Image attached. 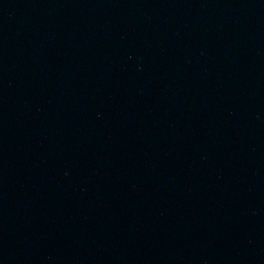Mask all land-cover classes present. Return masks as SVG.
<instances>
[{"label": "water", "instance_id": "95a60500", "mask_svg": "<svg viewBox=\"0 0 264 264\" xmlns=\"http://www.w3.org/2000/svg\"><path fill=\"white\" fill-rule=\"evenodd\" d=\"M0 264H264V0H0Z\"/></svg>", "mask_w": 264, "mask_h": 264}]
</instances>
